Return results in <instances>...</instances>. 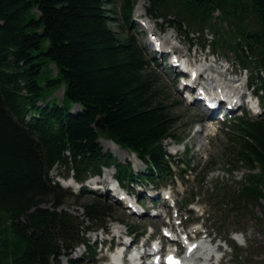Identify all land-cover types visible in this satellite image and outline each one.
Segmentation results:
<instances>
[{"label":"trees","instance_id":"obj_1","mask_svg":"<svg viewBox=\"0 0 264 264\" xmlns=\"http://www.w3.org/2000/svg\"><path fill=\"white\" fill-rule=\"evenodd\" d=\"M135 1L122 2L127 23ZM116 2L0 0V264H62L61 257L85 241L82 233L90 227L58 210L69 195L49 173L58 163L83 181L115 164L100 138L114 140L150 165L149 176L139 178L166 180L173 174L164 141L181 138L180 116L136 39L112 28L120 22ZM216 11L229 26L227 41L239 49L238 40L246 42L264 67V0H151L152 13L174 15L194 28L208 26L218 42L227 43L225 29L211 22ZM50 63L58 75L40 80ZM62 86L59 104L52 96ZM72 105L82 112L72 114ZM101 117L104 131L95 127ZM243 124L228 162L261 173L250 174L231 202L260 205L264 118ZM118 169L123 180L134 177L128 167ZM83 208L98 226L112 210L97 198Z\"/></svg>","mask_w":264,"mask_h":264},{"label":"rangeland","instance_id":"obj_2","mask_svg":"<svg viewBox=\"0 0 264 264\" xmlns=\"http://www.w3.org/2000/svg\"><path fill=\"white\" fill-rule=\"evenodd\" d=\"M142 0H139L137 5L141 2ZM147 4V3H146ZM121 2L117 1L116 2V6L118 7L117 9L120 8ZM135 5V6H137ZM140 6V4L138 5ZM138 6H137V11L138 12H142L143 9L140 11L138 10ZM144 8V6H143ZM146 8V7H145ZM118 15H113L114 18H117ZM120 17V16H119ZM137 17V12L134 13V18ZM149 22H151V24L155 27V28H160V29H164V31L166 32V34H169V32H171L172 34H175L176 36H178V40L179 41H189L190 43H192V45H195L199 40H198V35H194V34H187L186 30L183 29L181 31V33H179L178 31H174L172 29H170L168 27L167 24H162V22H158L156 21L154 18H148ZM117 20V19H114ZM118 24H121L120 22L115 21V23H113L112 28L116 31V32H124L125 29H122L119 27ZM139 26V25H137ZM139 28L141 29V27L139 26ZM127 34H135L136 33V29H131L129 30V32L126 31ZM136 36V35H135ZM136 39L139 43H141L142 47L144 46L145 50H147V54L150 60H152L154 58V54L151 53L152 52V48H150V46L147 44L146 39L145 41L141 40L140 38H138L136 36ZM168 43H172L173 45H176L179 50L183 51L184 53H188V49H189V44H178L176 41H172V42H168ZM193 53H195V48L193 50ZM220 54H222V52L219 51ZM213 60V59H212ZM159 61H161V59L159 58ZM223 62V61H222ZM164 66V64L162 63V67ZM236 69H238V67H235ZM159 71V68H158ZM161 71V69H160ZM160 78L162 80V86L165 87L168 97H170V102H174L175 103V112L176 114H178L180 116V133H189V135L193 134L194 128L193 125L199 121L202 118V113L187 107L186 105H182V97L179 94V91L177 89V85L174 86L172 80L168 79L164 72H160ZM58 75V70L56 68V66L54 64H49L48 66H45L44 72L41 76L40 80H44L46 78H54ZM53 90H50V93H52ZM64 92H65V88L61 87L59 89H56L53 93L52 98L55 99V101L57 100V102L59 104H62L63 98H64ZM82 111L81 106L79 105H72V109H71V113L72 114H78ZM240 115H237V117ZM235 122L231 121L229 124L225 125H221L219 127H216L215 129H211L206 131V133L204 134V137L199 141L198 136L194 137V141L190 142V144H188V150H190L191 155H194L197 159L194 163H192L193 167H197L199 165V163H201L200 161L205 162L207 159L209 160H214V165H213V170H212V174L208 177V180L205 184V189H207L208 186L215 184L217 181H227V180H232L233 178L236 179L237 181H240L241 179H243V177L249 173L250 171L244 166L242 165V163L239 164L240 168L238 169V171L232 172L230 171L228 168H226L225 164L228 163V159L232 157L233 154V148L235 147L237 140L239 139V134H241V132L236 129ZM186 133V134H187ZM187 135V136H189ZM105 140V139H104ZM108 141V140H107ZM110 141V140H109ZM234 142V143H233ZM101 143V142H100ZM166 146L168 149H170L171 151H173V142L171 140L167 141ZM102 145V143H101ZM103 151H107L109 152L110 150L107 148H104V146H101ZM177 150H180V152L175 155L176 158L178 159H183L187 156L188 151H183V147H177ZM123 151V150H122ZM112 152V150L110 151ZM128 153V154H127ZM127 153L125 151L120 152V153H114L113 155L114 157L117 159V162L119 163H123V164H127L129 162H131L132 164H134V168L136 170L145 169V166L142 165V163L139 162H135L133 160L134 156L127 151ZM128 157V158H127ZM133 157V158H132ZM136 160V159H135ZM231 163V162H230ZM233 164V163H231ZM105 170V169H104ZM106 171V170H105ZM110 171L112 173H116V170L110 169ZM65 173V175H67L66 170H64V168L62 167V169L60 168H56L52 171V174L55 175L56 173ZM257 172H259V170H257ZM107 177H109V175H107ZM178 183L176 184V186H174L173 184H169L167 187V189H173L174 190V194H179V192L182 193L183 190H185L187 187H190V184H185L182 181H177ZM150 189H154V187H150ZM72 193L79 192V189H72L70 190ZM74 193V194H76ZM177 194V197L179 196ZM202 197H198L197 199H201ZM92 202L91 199H87V196H85V198H82V200H77L76 198H69L65 201L64 204H62L58 210H64V211H68L69 213L77 216L80 219H84L85 218V211L83 208V205L86 203ZM112 205V210H111V215L109 218H107V229L110 231V233L115 232V228L118 224V221L121 222L120 224V228L124 231L129 230V227H143L144 225L150 224V223H162V222H166L167 220H163V219H158V220H139L134 216H131L127 213V211L121 209L118 205H116L115 203H111ZM195 204H199L205 212V218H213V219H220L225 213L224 211H220V210H216L215 208H212L210 205L206 204V203H195ZM51 206V204L46 205V208H49ZM257 213L264 215V211L261 210L260 208L256 210ZM202 213V211H200L198 213V215H200ZM87 220V219H85ZM122 223H124L126 225V227L124 225H122ZM93 224V223H92ZM208 224L210 225L211 222L209 221ZM261 224V225H259ZM245 235L247 237L248 240V244H247V248L244 249L243 251H241L239 253V255L241 256L240 259L235 260L232 256V254H230V252L228 251V260L230 261L231 264H257V263H264V249L263 247H261V249L258 247L259 245H264V235L261 234V232L264 230V221L262 222H255V221H250L247 225V227L245 229ZM102 233V230H100V234ZM89 239L91 240L92 243L95 242L96 237L95 235H93L92 233L88 235ZM100 239L103 240L104 237L100 236ZM219 244V243H218ZM100 247L97 248V251L100 252L101 250L99 249ZM77 250L79 251H84V249H82L81 247L77 248ZM77 250L73 251L72 257L73 259H81V256L78 255L80 254V252ZM249 252V253H248ZM99 254V253H98ZM102 254V253H101ZM99 254L96 258L87 260V261H83V264H112L111 261V256H107L105 255V253H103L102 255ZM259 255V256H258ZM111 257V258H110ZM63 263L62 264H68L66 259H62ZM80 264V263H78Z\"/></svg>","mask_w":264,"mask_h":264},{"label":"bare ground","instance_id":"obj_3","mask_svg":"<svg viewBox=\"0 0 264 264\" xmlns=\"http://www.w3.org/2000/svg\"><path fill=\"white\" fill-rule=\"evenodd\" d=\"M147 3V0H142L140 2V6H138V10H142L143 9V6H145ZM242 89V85H236V90L237 91H240ZM100 142L102 143V145L104 146V148H108V149H111L112 152L114 153H120V152H123L118 146L117 144H115L113 141H107V140H104V139H101Z\"/></svg>","mask_w":264,"mask_h":264},{"label":"water","instance_id":"obj_4","mask_svg":"<svg viewBox=\"0 0 264 264\" xmlns=\"http://www.w3.org/2000/svg\"><path fill=\"white\" fill-rule=\"evenodd\" d=\"M96 126H97L98 128H100V129H102V130L105 129V126H104L103 118H102V117L99 118V119L97 120V122H96Z\"/></svg>","mask_w":264,"mask_h":264}]
</instances>
